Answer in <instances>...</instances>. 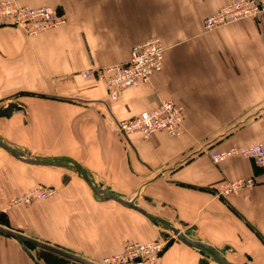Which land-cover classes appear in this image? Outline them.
I'll list each match as a JSON object with an SVG mask.
<instances>
[{"label": "crops", "instance_id": "crops-1", "mask_svg": "<svg viewBox=\"0 0 264 264\" xmlns=\"http://www.w3.org/2000/svg\"><path fill=\"white\" fill-rule=\"evenodd\" d=\"M17 1L55 6L64 22L37 35L0 26V108H24L0 116V139L30 157L76 161L95 185L121 198L142 190L144 199L169 204L145 209L176 227L164 211L196 225L192 236L231 263L264 264V166L212 158L215 150L264 139V13L208 32L204 19L233 0ZM154 36L166 46L163 69L118 99L103 81L82 75L128 60L134 45ZM162 99L183 106L180 135L115 130L113 116L129 118ZM239 177L256 182L227 198L214 193ZM40 183L54 193L11 204ZM0 211L9 219L0 226L17 232L0 230V264H84L60 250L99 264L127 242L162 238L156 222L96 193L70 161L31 164L2 147ZM194 248L175 242L156 264H198Z\"/></svg>", "mask_w": 264, "mask_h": 264}, {"label": "built area", "instance_id": "built-area-1", "mask_svg": "<svg viewBox=\"0 0 264 264\" xmlns=\"http://www.w3.org/2000/svg\"><path fill=\"white\" fill-rule=\"evenodd\" d=\"M264 13V0H233L208 15L203 22L205 31L237 22L249 16ZM63 22L52 5L27 6L16 0L0 2V26H17L28 35L42 33ZM166 46L159 36H154L144 42L134 45L128 60L105 67H92L83 72L84 77L97 78L104 82L108 97L111 100L119 98L124 89L149 81L153 74L164 67ZM184 108L171 99H162L155 107L143 110L129 118L119 119L113 116L114 128L120 134L140 132L144 138H149L157 131H165L171 135H179L184 124ZM239 154L250 158L258 165L264 166V139L240 150L232 149L215 152L214 161L219 162L227 156ZM253 177H242L229 183V189L237 191L255 183ZM226 190V185L224 186ZM54 189L47 185H36L23 195L11 200V204H29L35 200L47 198ZM166 240L160 238L151 241H130L124 248L112 254L103 256L99 264H154L161 255Z\"/></svg>", "mask_w": 264, "mask_h": 264}, {"label": "water", "instance_id": "water-1", "mask_svg": "<svg viewBox=\"0 0 264 264\" xmlns=\"http://www.w3.org/2000/svg\"><path fill=\"white\" fill-rule=\"evenodd\" d=\"M57 13L59 14V11L57 9ZM24 110V108L20 105H18L16 102H10L7 104V106H2L0 108V116H5V117H10L14 110ZM0 147L4 148L8 153H10L12 156L16 157L17 159L23 161V162H27V163H31V164H44V165H54V164H60L62 161H70V163L79 168V170L81 171L85 181L88 183V185L98 194H100L102 197L106 198V199H113L125 206H128L130 208H133L137 211H139L140 213L144 214L145 216L155 220L156 222L162 223L164 224V230L161 231V236L164 240H166V245L163 249V251L161 252V255L167 251L175 242H184L185 244L198 248L200 251V254L202 255L199 260H198V264H208L209 263V259L210 257H214L216 260H218L219 262H221L222 264H233L230 261H228L227 259H225L218 250H216L213 246H211L210 244L203 242L200 239H197L193 236H191V231L196 229V225H192L189 228H187L186 230H182L179 227L174 226L173 224H171L170 222H168L166 219H164L161 216H158L157 214H154L153 212L145 209L144 207L136 204L133 200H127L124 198H121L120 196L116 195L115 193H113L112 191H109L107 189H104L100 186L95 185L92 180L90 179V177L87 174L86 169L80 165L78 162L73 161V160H69L66 158H55V159H38V158H34V157H30L25 155L24 153L14 149L13 147H11L7 142H5L4 140L0 139ZM69 178V176L66 174L65 175V181H67ZM0 220L1 221H5L8 222L9 219L6 216V214L4 212L0 211ZM182 223L184 225H187L186 222L182 221ZM167 229L171 230V232H169ZM0 230L1 231H5V232H11L13 234H17V232L15 231H11L7 228L1 227L0 226ZM30 239V238H27ZM32 240V239H31ZM35 241V240H33ZM37 242V240L35 241ZM39 243V241H38ZM63 254L67 255L68 257L79 261L81 263L84 264H93L90 261L84 260L82 258L76 257L74 255H72L71 253L65 251V250H60ZM208 255H207V254ZM247 264V263H244Z\"/></svg>", "mask_w": 264, "mask_h": 264}, {"label": "rangeland", "instance_id": "rangeland-1", "mask_svg": "<svg viewBox=\"0 0 264 264\" xmlns=\"http://www.w3.org/2000/svg\"><path fill=\"white\" fill-rule=\"evenodd\" d=\"M4 1V0H3ZM17 1V0H16ZM2 2V1H1ZM28 6V5H27ZM63 22H64V19H63ZM55 27H57V26H55ZM52 28H54V27H52ZM51 29V28H50ZM49 30V29H48ZM40 34V33H39ZM35 35H37V34H35ZM118 64V63H117ZM84 72V71H83ZM83 72H82V74H83ZM182 131H183V129L181 130V132H180V134L182 133ZM165 132V131H164ZM167 133V132H166ZM179 134V135H180ZM169 135H171V134H169ZM172 136H178V135H172ZM261 141V140H260ZM259 142V141H258ZM257 143V142H256ZM254 144V143H253ZM250 145H252V144H250ZM250 145H244V146H232V147H229V148H225V149H221V150H215V151H213L212 152V158L214 159V155H213V153H215V152H223V151H227V150H232V149H237V150H240V149H242L243 147H246V146H250ZM235 156H237V157H243V156H241V155H239V154H232V155H229V156H227L225 159H228V158H231V157H235ZM243 158H246V157H243ZM224 159V160H225ZM223 161V160H222ZM239 178H242V177H239ZM239 178H237V179H239ZM246 178H248V177H246ZM251 178V177H250ZM237 179H234V180H237ZM234 180H230V181H228V182H226V183H223V184H220V185H218L215 189H214V193L217 195V196H219V197H222V198H227V197H229L230 195H232V194H235V193H237V192H239L242 188H245V187H242V188H240V189H238L237 191H233V190H231V189H229V186H228V184L229 183H231V182H233ZM42 183H40V185H41ZM44 185V184H43ZM226 185V190L224 189V186ZM248 187H250V186H248ZM143 191L141 190H139L135 195H133V196H131V200H133V201H136V199H139L138 201L141 203V205L143 206V207H145V206H147V207H145V208H152V207H155V204H156V201L157 202H161V201H159V200H153L152 199V202H150L149 200H147V199H144L143 198ZM139 196H140V198H139ZM146 196H148V197H150L149 196V194L148 195H146ZM161 204H163V205H166V206H169V204L167 203V202H161ZM160 208L161 207H159V210H160ZM152 209H154V208H152ZM164 210H167V209H164ZM163 215H165L166 217H168V218H170V220H172L173 222L172 223H174L175 225H178L179 227H181L182 229H183V231L184 230H186L187 228H189V226L187 225H184L182 222H179V218H178V216L176 217L173 213H172V211H170V210H167V211H164V214ZM153 220V219H152ZM154 222H156L155 220H153ZM160 227H161V229L162 230H164L165 228L164 227H162V223H159V222H156ZM169 232H171L172 233V231L171 230H169V229H167ZM192 233H193V230L191 231V236H192ZM163 239V238H162ZM221 249H222V252L223 253H227V254H234L231 250H225L223 247H221ZM224 249V250H223ZM193 250H195V252H192V251H190V257L192 256L193 257V259H197V257L199 258L200 257V254H199V250L198 249H193ZM207 254V253H206ZM208 255V254H207ZM160 257V256H159ZM158 257V258H159ZM158 258L156 259V261H155V263L154 264H156V262H157V260H158Z\"/></svg>", "mask_w": 264, "mask_h": 264}]
</instances>
